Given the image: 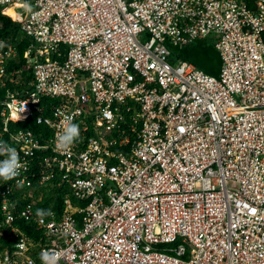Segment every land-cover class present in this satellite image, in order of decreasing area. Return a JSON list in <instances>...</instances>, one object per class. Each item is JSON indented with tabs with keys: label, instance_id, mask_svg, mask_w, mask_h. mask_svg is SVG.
I'll use <instances>...</instances> for the list:
<instances>
[{
	"label": "built area",
	"instance_id": "obj_1",
	"mask_svg": "<svg viewBox=\"0 0 264 264\" xmlns=\"http://www.w3.org/2000/svg\"><path fill=\"white\" fill-rule=\"evenodd\" d=\"M0 10L32 41L10 69L18 52L0 39V141L24 165L0 179V240L14 241L0 264H42L43 251L58 264H264V0ZM206 39L219 77L176 56ZM68 116L80 137L61 149ZM28 120L46 129L12 127ZM62 188V213L41 222L45 195Z\"/></svg>",
	"mask_w": 264,
	"mask_h": 264
},
{
	"label": "trees",
	"instance_id": "obj_2",
	"mask_svg": "<svg viewBox=\"0 0 264 264\" xmlns=\"http://www.w3.org/2000/svg\"><path fill=\"white\" fill-rule=\"evenodd\" d=\"M0 39L10 40L18 52V59L11 62L10 66H9L10 69L17 68L18 66L20 67L21 65L26 64L27 61L24 59V54H25L26 50L29 48V46L31 45L32 41H31V39L24 36V34L22 33V31L20 29V26L17 23H15L14 21H12V19L10 17L4 16L1 13V10H0ZM196 42L201 43L202 41H196ZM196 42L192 43L191 45H189L187 47L194 45ZM187 47H184V48H187ZM211 47L214 48V45ZM201 49L202 48L200 47L198 50H201ZM182 51H183V48H182V50L176 51L177 58H181L183 60L191 62L190 61L191 58H187L186 56H183ZM198 53H199L198 51H194L191 54V56L195 57ZM18 63H19V65H18ZM25 76L30 77L31 75L27 71V72H25ZM4 92L5 91L1 90L0 95L3 96L5 94ZM43 103L45 105H48V104L52 105V102H50V101L48 102L46 100L43 101ZM48 114H49V112L46 113V115H48ZM33 122L34 121H32V120H28L25 122L13 123L12 127L15 130H17V129H25V130L31 129V130L36 131V132L40 129H46L43 125H33ZM68 192H69V190L67 188L52 190L50 193H47L45 195L44 203L40 207L41 208L44 207L45 209H54L60 215L62 213V210H63L64 196ZM51 203L53 206H50ZM19 226L22 227L25 232H27L28 234H30L32 236H36L34 238L38 239L39 233L35 232L34 227H32L30 224L19 222ZM13 244H14V241L7 242L5 240H0V251L5 249L7 246L12 247Z\"/></svg>",
	"mask_w": 264,
	"mask_h": 264
},
{
	"label": "clouds",
	"instance_id": "obj_3",
	"mask_svg": "<svg viewBox=\"0 0 264 264\" xmlns=\"http://www.w3.org/2000/svg\"><path fill=\"white\" fill-rule=\"evenodd\" d=\"M72 117H65V127L62 133H57V147L61 149L70 148L74 142L80 137V127L76 123H72ZM0 156L6 157L0 161V179L11 181L20 175L21 168L24 165L20 162L19 154L15 148L5 141H0ZM18 187H23V181L17 182ZM36 216L43 222V218L54 216L51 209H38ZM22 247V245H21ZM42 264H58L59 254L43 251L40 254Z\"/></svg>",
	"mask_w": 264,
	"mask_h": 264
},
{
	"label": "rangeland",
	"instance_id": "obj_4",
	"mask_svg": "<svg viewBox=\"0 0 264 264\" xmlns=\"http://www.w3.org/2000/svg\"><path fill=\"white\" fill-rule=\"evenodd\" d=\"M200 47L202 49L198 50ZM194 51L199 52L195 57L191 56ZM182 55L191 58L190 61L206 74L219 77L222 66L220 55L207 42H196L190 47L183 48Z\"/></svg>",
	"mask_w": 264,
	"mask_h": 264
},
{
	"label": "bare ground",
	"instance_id": "obj_5",
	"mask_svg": "<svg viewBox=\"0 0 264 264\" xmlns=\"http://www.w3.org/2000/svg\"><path fill=\"white\" fill-rule=\"evenodd\" d=\"M6 14H7V15H10V16H12V17H15V13H14V11H13L12 8L8 9V10L6 11Z\"/></svg>",
	"mask_w": 264,
	"mask_h": 264
},
{
	"label": "crops",
	"instance_id": "obj_6",
	"mask_svg": "<svg viewBox=\"0 0 264 264\" xmlns=\"http://www.w3.org/2000/svg\"><path fill=\"white\" fill-rule=\"evenodd\" d=\"M202 42H206L207 41V43L209 44V45H211V46H213L212 45V42H211V40H208V39H206V40H201ZM214 49H215V47H214ZM216 50V49H215ZM217 51V50H216ZM218 52V51H217ZM220 55V54H219ZM220 59H221V57H220ZM192 63V62H191ZM221 63H222V60H221ZM194 64V63H193ZM195 65V64H194ZM196 66V65H195ZM222 67V66H221ZM221 71V70H220Z\"/></svg>",
	"mask_w": 264,
	"mask_h": 264
}]
</instances>
